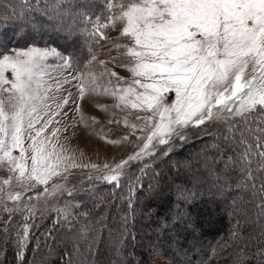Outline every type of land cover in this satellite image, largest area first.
Listing matches in <instances>:
<instances>
[{"label": "snow or ice", "instance_id": "6c2138e0", "mask_svg": "<svg viewBox=\"0 0 264 264\" xmlns=\"http://www.w3.org/2000/svg\"><path fill=\"white\" fill-rule=\"evenodd\" d=\"M22 5H28L30 12L42 8L43 14L69 35L77 30L74 24H92L93 34L106 39L100 29L110 25L115 28L120 22V34L126 42L113 43L125 48L126 56L112 59L131 78L120 76L114 68H104L100 76L109 79L102 94L114 98V107L122 112L137 110L136 120L142 123H129L126 115L124 124L142 143H136V150L115 164L78 165L63 145L57 147L59 127L47 136L43 134L54 122L60 123L56 117L62 112L68 116L64 108L70 100L81 123L89 119L96 122L95 117L81 111L80 101L86 93L101 94L98 77L93 73L87 78L83 74L73 76L79 81L74 85L77 95L68 92L59 99L49 93L53 88L59 91L68 81L48 83L44 79L47 62L56 58L62 61L61 67L71 68V56L62 55L55 47L35 46L13 49L14 55L0 53V167L7 166L9 173L0 184V211L10 217L2 222L6 234L11 218L22 214L15 237L19 259H23L30 230L35 227L27 223L36 217L35 206L26 201L60 190L73 196L76 186L65 187L70 170L90 167L95 174L87 177L89 181L127 187L131 208L132 194L142 187L140 177L132 173L133 165L147 166L146 158L154 157L159 145L168 146L162 153L166 154L175 140H186L185 129L200 128L206 122L222 124L218 135L231 153L226 159L238 178L237 186L252 189L264 216V0H105L106 13L95 17L67 10L60 0H33L31 5L29 0H22ZM0 15L28 18V12L14 8ZM102 19L107 22L101 23ZM9 70L11 80L5 75ZM166 93L174 94L171 102ZM99 107L106 110L104 105ZM128 139L129 135L123 137V141ZM16 151L19 155H13ZM139 170L143 173L144 167ZM254 171L260 172L259 188ZM55 177L59 179L53 181ZM4 185L18 189L7 194L10 207L4 203ZM38 186L43 187L34 191ZM29 192L33 194L26 195ZM56 211L63 213V220L71 228L67 206ZM67 264H72L71 258Z\"/></svg>", "mask_w": 264, "mask_h": 264}, {"label": "trees", "instance_id": "16d2710c", "mask_svg": "<svg viewBox=\"0 0 264 264\" xmlns=\"http://www.w3.org/2000/svg\"><path fill=\"white\" fill-rule=\"evenodd\" d=\"M60 2L67 10L87 12L94 17L107 11L105 0ZM32 3L33 0H29V5ZM13 8L17 12H28V18L15 15L6 18L0 15V53L5 54L9 49H23L29 46L55 47L73 58L76 70L83 72L88 67L96 68L95 62L102 58L108 37L104 39L98 34H93L95 29L92 24H74L77 30L69 35L55 20L43 14L42 8L30 12L28 5H22V0H0V13L5 9L11 12ZM100 31L106 35L103 28ZM222 127L202 136L186 134L184 141L175 140V144L166 154H156L147 159L143 173L139 170L140 166L134 164L132 173L140 177L142 187L132 194L131 208L128 206V189L123 184L114 188L111 184L101 182L92 187L86 199L74 207L71 221L72 225H80L83 215H91L94 211L104 208L105 222L93 241H89L86 235L76 239L66 237L64 231L68 226L62 214L53 212L32 223L35 227L30 230L29 242L21 260L17 257L15 237L22 214H15L7 234L0 240V264H67L69 258L72 264H155L154 259L150 258L140 243L142 239L147 241L154 236L153 233L150 235L138 231L139 222H145L146 217L153 226L162 224V240L177 237L181 226L192 231V237L196 240L201 238L202 230L209 234L215 232L216 238L209 241L199 263L197 254L182 256L188 261L187 264H264V216L260 214L257 206L259 198L252 189L237 186L238 178L232 171L230 161L226 159V154L230 156L231 153L223 146V141L218 135ZM189 150L197 153L195 161L187 160L181 167L178 165V159ZM199 154L212 158L203 160V155L200 157ZM202 164L206 165L203 171L208 172V176L217 181L216 184L207 183V186L199 187L192 183L191 171L200 168ZM254 175L256 187L259 188L260 172L254 171ZM168 186L169 189L176 188V192L164 194ZM219 188L226 189L224 196L228 199H225L233 200L235 204L227 206L230 216L213 225L207 218L199 216L200 207L206 200L213 201V197H218L222 192ZM219 201L223 202L222 199ZM151 210L152 212H149ZM165 211H170L171 215L164 216ZM5 214L0 211V226L6 220ZM255 218L258 220L257 226L253 222ZM112 236H121L116 242L119 252L113 248ZM175 243L179 251L186 247L182 243ZM160 250L161 257L168 259V263L179 262L180 256Z\"/></svg>", "mask_w": 264, "mask_h": 264}, {"label": "rangeland", "instance_id": "374dc122", "mask_svg": "<svg viewBox=\"0 0 264 264\" xmlns=\"http://www.w3.org/2000/svg\"><path fill=\"white\" fill-rule=\"evenodd\" d=\"M115 3L116 0H113ZM106 20H101V23H106ZM120 28L121 24L120 22H117L115 28H113L111 25L108 28H103L104 32L106 33V36L108 37V42L103 50L102 58L99 60H96V68H89L86 69V71L80 72L75 69L74 65L71 68L67 67H61L62 64L61 60H58L56 58H50L47 62L48 67L46 68V73L44 79L50 83V84H56L57 81H68L66 83H62L61 88L59 91H57L55 88H53L52 92L49 93V95H55L59 99H63L64 96L67 95L68 92L72 93V96L75 97L77 95V89L74 87V85H77L79 83L78 80H74L72 77H80L81 74L85 78L89 76L90 73L95 74L98 77L97 83L101 85L100 92L101 94H95V93H86L83 100L80 101V108L81 111L87 116V117H95L96 122H93L91 119L87 121V123H81L80 122V116L79 114L74 111L75 105L72 104L71 100L69 102V105L64 108V111L68 112V116H63V112L61 113V116L56 117V120H59L60 123H53L49 129L43 134L45 136L49 135V133L54 129L59 127L60 132L57 134L59 138V143L57 144V147H60V145H63L67 149V155H70L73 157L74 162L78 165H91V164H97V165H103L104 163H110L115 164L125 158L127 155L131 154L134 150H136V143H142L141 140H138L137 136L130 135V129L124 124V119L127 115V118L129 120V123H142V121L136 120L137 110L133 109H125L123 112L120 109H117L114 107L116 101L114 98L104 95L103 93V87L106 86L107 81L109 79L108 76H100V73L104 70V68H107L109 70L115 69L116 72L119 73L122 77H129L131 78V74L122 67L116 66L115 61L112 59L113 57H125L126 56V49L123 47L117 48L116 45L113 43V41H117L120 43H125L126 40L123 38L120 34ZM34 47V46H29ZM27 47V48H29ZM38 47V46H35ZM40 48H52V47H40ZM57 49V48H56ZM13 49H9L6 51L5 54L14 55L12 52ZM62 55L67 56L64 52L57 49ZM101 61H105L106 63L101 64ZM6 77L8 79H13L12 73L9 70L5 73ZM112 81L115 82V77H111ZM5 97L7 94H4ZM166 99L168 102H171L174 99L173 93H166ZM100 105L106 106V110L104 108L99 107ZM53 110L55 109V104L52 105ZM112 121V123H109V121ZM73 122L76 123V126L73 127ZM39 127V125H37ZM222 127V124L220 122H206L205 125L200 126V128L190 127L185 129L186 134H198L200 136L209 134L213 131H217ZM66 129V130H65ZM125 135H129L128 141H123V137ZM53 142H56L57 138H52ZM108 140H121L122 143L119 144H111L108 143ZM135 142V143H133ZM175 143H172V147ZM90 145V146H87ZM27 146V145H26ZM167 145H159L157 149L158 156L164 155L163 150L167 148ZM171 147V148H172ZM197 154V153H196ZM196 154L194 151L189 150L186 152L182 158L178 159V165L181 167L185 165V162L187 160L195 161ZM13 155H19V152L16 151L13 153ZM203 154H199L198 156L201 157ZM211 156H202V159H211ZM148 158H146L147 160ZM205 162V161H204ZM140 167H143L144 165H139ZM206 166V165H205ZM205 166L202 164L199 167L195 168V170H192V183L196 186H207V183L210 185L216 184L217 181L214 179H211V177L208 176V172L203 171V167L205 169ZM139 167V168H140ZM202 168V169H201ZM223 168H225V165H223ZM95 170L90 167H76L74 169L70 170L69 174V180L65 183V187H72L73 185L76 186L77 191L74 192L73 196H68L64 190H60L58 192H48V193H42V195L39 197V199H33L30 201H26L28 204L34 205L36 209V217L34 219H30L27 221L29 225H32V223L36 220H42L43 218L47 217L49 214L56 212L59 214L60 212H57L56 209H64L67 206V210L69 213L73 212L74 207L83 202L90 188L89 186L94 185L103 182V181H89L87 177L89 175H94ZM9 175L7 166L0 167V184H2L3 178L7 177ZM59 179V177L53 178L54 180ZM209 179V180H208ZM53 181H50L49 183H53ZM208 181V182H207ZM155 183V182H154ZM13 185H15V175H13ZM43 186H38L34 191H39L40 188ZM4 188V203L7 204L9 207L12 205V202L7 200V194L9 192H15L18 189L14 187H9L7 185L3 186ZM168 186L164 194H168L172 191L174 193L176 192V188H171ZM218 188V187H217ZM220 189V188H219ZM218 197H213V201L211 199L206 200L203 204H201V214L200 217L207 218L211 222H213V225H216L217 222L222 218H227L229 213L227 212V206L231 205L233 206L235 203L233 200L227 201L228 197L224 196V191L226 189L221 188ZM201 192V191H200ZM227 192V191H226ZM32 192L26 193V195H32ZM161 195V193H159ZM239 197V195H238ZM226 198V199H225ZM223 200V202H220L219 200ZM233 199V198H232ZM149 212H152L149 211ZM19 214L16 213V215ZM164 216L171 215L170 211H165L163 214ZM15 216V215H14ZM13 216V217H14ZM13 217L11 219H13ZM106 217V210L104 208H100L96 211H94L91 215H83L81 217L80 225L75 223V225H72L71 228H67L64 232L66 233V237H70L72 239H76L77 237L85 236L89 241H93L96 236H98L99 231L103 223L105 222ZM174 218V217H173ZM171 217V219H173ZM5 219L9 220L10 217L6 213ZM5 220V221H6ZM149 218H145V222L141 221L139 222L138 231L139 233H145V234H154V236L150 237L149 240L144 241L143 239L140 241L142 244V247L146 250L148 255L151 259H154L155 264H171L168 263V259H163L160 255V249H163L167 251L168 253L180 256L181 258L178 261H173L172 264H187L188 261L184 259L182 256H190V254H197L199 256L197 263H199L204 255V251L207 248L209 241L211 239L216 238L215 232L213 233H206L202 230V233H200V239L196 240L192 237V231L186 229L184 226H181L179 228V231L177 232L178 236L175 238L168 239H161V228L162 224L160 225H151L148 222ZM13 221V220H12ZM253 222L258 225V220L255 218ZM9 228V227H8ZM7 228V231H8ZM5 225L2 224L0 226V240L3 238V236L6 235L5 232ZM212 230L214 228L212 227ZM121 238L112 236L111 241L114 242V250L119 252V247L116 244V242ZM139 242V241H138ZM182 243L186 247L184 249L177 250V243ZM190 249V250H189ZM191 251V252H184V251ZM2 253L1 247H0V254ZM152 261V260H151Z\"/></svg>", "mask_w": 264, "mask_h": 264}, {"label": "bare ground", "instance_id": "6f19581e", "mask_svg": "<svg viewBox=\"0 0 264 264\" xmlns=\"http://www.w3.org/2000/svg\"><path fill=\"white\" fill-rule=\"evenodd\" d=\"M87 146H90V145H87Z\"/></svg>", "mask_w": 264, "mask_h": 264}]
</instances>
